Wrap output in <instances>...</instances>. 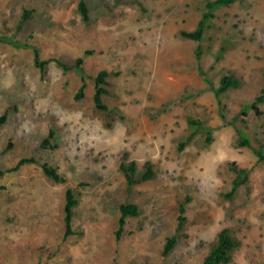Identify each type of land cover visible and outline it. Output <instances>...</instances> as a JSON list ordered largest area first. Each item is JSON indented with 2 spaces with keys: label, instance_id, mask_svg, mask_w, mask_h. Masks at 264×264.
<instances>
[{
  "label": "rangeland",
  "instance_id": "obj_1",
  "mask_svg": "<svg viewBox=\"0 0 264 264\" xmlns=\"http://www.w3.org/2000/svg\"><path fill=\"white\" fill-rule=\"evenodd\" d=\"M80 1L0 0V170L34 158L67 181L33 164L0 177V264H201L224 229L241 243L232 264H264V103L261 116L251 109L264 87V0L211 12L216 0H84L89 23ZM200 22V42L180 37ZM36 52L52 60L45 78ZM102 70L111 73L105 103L124 120L95 108ZM225 76L239 87L221 93ZM50 131L54 150L42 147ZM132 161L137 179L147 162L155 177L130 186L120 165ZM231 163L247 170L248 186L235 185ZM68 188L78 205L65 238ZM122 204L139 215L118 238Z\"/></svg>",
  "mask_w": 264,
  "mask_h": 264
},
{
  "label": "trees",
  "instance_id": "obj_2",
  "mask_svg": "<svg viewBox=\"0 0 264 264\" xmlns=\"http://www.w3.org/2000/svg\"><path fill=\"white\" fill-rule=\"evenodd\" d=\"M236 0H216L213 2H208L206 4L207 12H211L216 6L220 5H231ZM137 3L141 5V2L138 0ZM142 6V5H141ZM78 10L82 16V19L85 23H89L90 21V11L88 8L87 3L84 0H81L78 4ZM208 14V13H207ZM205 15V17H208V15ZM31 17V13L28 11H25L23 14L22 21L25 22ZM204 33V22H200L198 25V28L194 31L188 32V31H181L180 37L183 39L192 40L195 42H200L203 38ZM197 58L198 60L201 59L202 53L201 49H197ZM93 54L91 51H87L85 53V56H89ZM84 57H80L77 59L76 64L74 68L76 69L77 73L81 76L82 85L78 91V93L75 96L76 101H81L85 97V90L87 88L86 81H85V73L83 69L84 64ZM52 62V60L43 61L40 60L38 53L35 54V65L40 70V73L43 78L47 75V65L48 63ZM57 64L63 68L64 70H69L71 68H68L66 65L60 63L59 61L55 60ZM111 76V73L107 70L100 71L97 76L95 77V92L93 96L94 105L97 111L104 114L107 119H112L111 122L117 121V120H124L126 119L125 115L121 113V111L118 108L111 109L106 103L105 98L112 95V92L110 90V83L108 81L109 77ZM239 87V81L237 79H234L231 76H225L221 81V87L220 92H227L230 89H236ZM264 103V87L262 88L260 94L255 99V103L252 106V110L255 112L257 116L262 115V111L260 110V105ZM7 121V113L0 116V127L4 125ZM111 122L107 123L108 127H112ZM55 134L53 131L49 132L48 137L43 141L42 147L43 148H49L51 150L56 149L57 147L55 145L51 144V140L54 138ZM242 145H247V143L243 142ZM9 147L7 151L10 149ZM38 165L41 167L44 175L56 182L64 184L66 183V178L53 166L49 165L48 163H39L34 158H22L14 167L7 171L0 170V177L4 176L6 173H12L17 172L19 169L24 167L25 165ZM230 170L236 175L235 185L237 186H248L249 185V175L246 169H243L239 167L236 163H231L229 165ZM145 173L142 175L140 179H137L138 174V168L136 162L132 161L130 163H122L120 165V171L124 174L126 177L127 183L130 186H133L135 184H138L140 182L150 181L155 177L154 167L152 163L147 162L144 165ZM66 202L64 207V223H65V238H68L75 234L73 230V218H74V210L76 206L78 205V201L76 199L75 193L71 188H68L66 190ZM186 208L183 204L180 207V214L178 216V224H177V232H180L184 226V223L186 221L185 217ZM120 220H119V230L117 231V237L120 238L124 226L126 223V220L130 217H136L139 215V208L135 204H122L120 206ZM178 242L177 236H172L167 239L166 244L164 246L163 250V256L169 255L174 248L176 247ZM241 246L240 241L233 237L228 229L222 230L217 237V240L214 244H212L210 251L208 255L204 258L203 262L201 264H232L234 261V254ZM180 264V263H178Z\"/></svg>",
  "mask_w": 264,
  "mask_h": 264
}]
</instances>
